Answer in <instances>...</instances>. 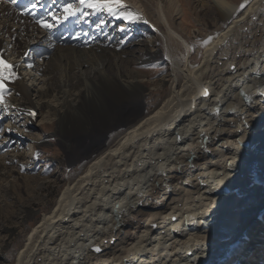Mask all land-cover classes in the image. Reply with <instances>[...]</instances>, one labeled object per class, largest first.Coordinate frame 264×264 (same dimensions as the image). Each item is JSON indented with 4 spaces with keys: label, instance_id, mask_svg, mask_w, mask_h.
<instances>
[{
    "label": "bare ground",
    "instance_id": "bare-ground-1",
    "mask_svg": "<svg viewBox=\"0 0 264 264\" xmlns=\"http://www.w3.org/2000/svg\"><path fill=\"white\" fill-rule=\"evenodd\" d=\"M67 2L29 16V0H0V53L21 77L0 109V219L33 214L16 182L33 165L22 145L45 139L27 132L29 109L67 149L91 148L13 264H264V0H204L189 31L185 0H124L147 23L104 12L38 27L35 13ZM155 60L167 68L153 80L141 67Z\"/></svg>",
    "mask_w": 264,
    "mask_h": 264
},
{
    "label": "rangeland",
    "instance_id": "rangeland-1",
    "mask_svg": "<svg viewBox=\"0 0 264 264\" xmlns=\"http://www.w3.org/2000/svg\"><path fill=\"white\" fill-rule=\"evenodd\" d=\"M203 4L204 0H185V3L183 4L184 14L179 19V22L182 23V26L187 31L198 27L195 14L190 9L193 7L199 12L202 10V6H204ZM206 31L209 30H205V32ZM216 33L217 32L214 31V34H210L211 36H215ZM207 34V37L210 36L209 32H207ZM141 68L147 71V74L151 79L156 80L166 75L167 64L161 60H155L152 61L150 65L142 66ZM148 88L149 91L148 89L147 91L150 92L151 86H148ZM154 99L156 98H150L148 96L144 98V106L148 107L150 104H153L155 102ZM5 123L6 121H3V125H5ZM34 123L37 124V126L34 127L29 124V130H27V132L43 133L45 139L40 145L33 147V153L31 150L32 147L30 148L28 146L29 142H25L22 147L20 146L21 151L30 149L28 152L31 155L33 165L29 164L21 168L20 176H17L16 178V182L20 185V189L23 191L24 195V202H22V205L25 206V209L33 211V214L32 216L27 217L23 212L22 214L17 212L18 210L16 211L14 207L4 206L3 212L5 216L0 219L3 222H1L2 229L0 231V264L14 263L16 254L23 246L28 233L42 218L43 213L50 211L54 207L63 185L68 179L72 178L77 171L83 169L90 160H85L84 157L91 148L86 149L85 151V145L73 140L69 145L70 148L67 149L65 146L61 145L59 141H56V138L54 139L53 125L49 123L46 124L40 116H37ZM44 145L46 146L43 147ZM90 146L93 147L91 144ZM30 175H39L40 178L45 179L49 177V180H43V184H39L38 182L34 183V181L28 179ZM28 184L35 186V190L33 191L35 197H28L26 191ZM8 200L11 201L12 199L9 198Z\"/></svg>",
    "mask_w": 264,
    "mask_h": 264
},
{
    "label": "snow or ice",
    "instance_id": "snow-or-ice-1",
    "mask_svg": "<svg viewBox=\"0 0 264 264\" xmlns=\"http://www.w3.org/2000/svg\"><path fill=\"white\" fill-rule=\"evenodd\" d=\"M42 4L43 0H33L31 6L26 8L24 15H32L35 10L41 8ZM247 6V3H242L239 6V10L242 12L247 8ZM59 12L60 15H57V12L55 11H48L46 17L36 18L35 23L45 32L53 33L60 25L67 23L71 19L80 20L81 18H87L93 14L104 12H107L116 19L125 21L129 24L135 23L139 20H144L145 23L148 22L144 19L143 13L129 10V6L124 2V0H72V2H67L61 5ZM101 23L104 22L101 21ZM120 30L124 31L125 29L121 28ZM217 38V36H208L206 40L202 41V46L207 47ZM59 39L61 41H65L69 39V37L61 36ZM72 39L78 40L80 39V36L74 34ZM28 67L31 68L32 65L29 64ZM19 79H21V77L18 73L17 65L11 63L5 58L3 53H0V109L7 107L5 103L6 96L12 95L9 84H15ZM205 95H208V93L205 92ZM27 115H29L31 119L35 120L37 112L29 109L27 111ZM156 115L159 116L160 113H157ZM0 119L3 118L0 117ZM8 131L10 132L12 130L8 129ZM3 135L4 129L0 128V137ZM21 168H23V166H21ZM49 219H51V217H49ZM94 251L100 252L101 249L96 247Z\"/></svg>",
    "mask_w": 264,
    "mask_h": 264
}]
</instances>
